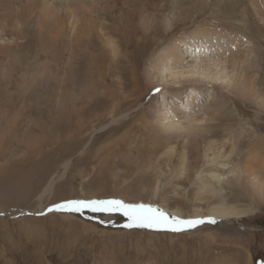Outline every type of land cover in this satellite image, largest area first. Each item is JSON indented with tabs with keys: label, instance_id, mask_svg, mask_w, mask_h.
I'll list each match as a JSON object with an SVG mask.
<instances>
[{
	"label": "rangeland",
	"instance_id": "374dc122",
	"mask_svg": "<svg viewBox=\"0 0 264 264\" xmlns=\"http://www.w3.org/2000/svg\"><path fill=\"white\" fill-rule=\"evenodd\" d=\"M210 142L243 174L224 199ZM76 198L250 211L178 233L47 212ZM0 212V264H264V0H0Z\"/></svg>",
	"mask_w": 264,
	"mask_h": 264
},
{
	"label": "snow or ice",
	"instance_id": "6c2138e0",
	"mask_svg": "<svg viewBox=\"0 0 264 264\" xmlns=\"http://www.w3.org/2000/svg\"><path fill=\"white\" fill-rule=\"evenodd\" d=\"M159 92L160 89H155ZM87 210L91 213H120L128 218L125 228H140L154 231L183 232L209 223L215 224L214 218H180L172 215L157 205L151 203H129L121 199H68L47 208V212H65L83 214ZM5 213L0 212V215ZM32 214V213H28ZM44 215L45 212L36 213Z\"/></svg>",
	"mask_w": 264,
	"mask_h": 264
},
{
	"label": "bare ground",
	"instance_id": "6f19581e",
	"mask_svg": "<svg viewBox=\"0 0 264 264\" xmlns=\"http://www.w3.org/2000/svg\"><path fill=\"white\" fill-rule=\"evenodd\" d=\"M92 5H93V3H91ZM65 5H66V9H67V12H68V3L65 1ZM255 9V8H254ZM256 10V9H255ZM55 11V10H54ZM77 11V10H76ZM96 11V10H95ZM60 12V11H59ZM78 12V11H77ZM78 14V13H77ZM255 14H257L258 15V9L256 10V13ZM69 16V15H68ZM72 16V15H71ZM50 18H52V17H50ZM64 18V17H63ZM67 18H69V17H67ZM73 18H74V16H73ZM58 21V20H57ZM56 23V22H55ZM59 24H61V23H59ZM58 24V25H59ZM65 24V23H64ZM73 25V24H72ZM60 26V25H59ZM62 26H63V24H62ZM67 26V25H66ZM243 27V29L245 28L246 29V24H243L242 25ZM56 27V26H55ZM72 27H74V26H72ZM60 28V27H59ZM69 28V27H68ZM262 29H263V27H261ZM61 29V28H60ZM66 29V28H65ZM50 30H51V28H50ZM53 30V29H52ZM62 30V29H61ZM87 30V31H86ZM92 30V29H91ZM93 31V30H92ZM92 31H89L88 29H85L84 30V32L82 33V35L80 34L79 35V37L77 38V37H71L70 36V34H69V41H67V43L69 44V50L70 51H68L70 54H72V60H73V63L75 62V60H74V56H73V53L75 54V52H73V43H75V42H77L78 41V39H82V40H84L85 42H89L90 44L91 43H93L92 42V39L93 38H91L92 37V35H91V33L93 34V32ZM58 32H59V30H58ZM63 32H66V31H64L63 30ZM74 32V31H73ZM103 32V31H102ZM50 33H52L51 31H50ZM49 33V34H50ZM55 32H53V34H54ZM57 35H58V33H57ZM56 35V33H55V36H57ZM59 36V35H58ZM74 36V35H73ZM83 36V37H82ZM55 40H56V37L54 38ZM49 42V41H48ZM52 42V41H51ZM47 43V42H46ZM71 43V44H70ZM88 43V44H89ZM107 43H108V46H111V48H112V46L114 45V43H113V41H111V40H109V41H107ZM199 44H198V46H201V42H198ZM47 45V44H46ZM193 45V44H192ZM195 45H197V44H195ZM57 46V45H56ZM78 46H79V44H78ZM81 46V45H80ZM84 46H86V45H84ZM189 46H191V44H189ZM77 47V46H76ZM87 47V46H86ZM89 47V46H88ZM87 47V48H88ZM222 47V44L221 43H219V45H215L214 44V51H215V54L216 53H221L222 51H223V48H221ZM80 48V47H79ZM82 48V47H81ZM84 50V49H83ZM87 50V49H86ZM184 50V46H182L181 44H179L178 45V48L176 49V51H175V53H174V56H173V58H175L176 60L178 59V57L179 56H181L183 53H182V51ZM45 51V50H44ZM65 51V50H64ZM64 53V52H63ZM68 53V54H69ZM113 53L115 54L116 53V50L115 49H113ZM218 56V55H217ZM70 58V57H69ZM71 60V59H70ZM69 60V61H70ZM68 62V61H67ZM77 62V61H76ZM217 63H219L218 61H217ZM220 64V63H219ZM72 65V64H71ZM63 66V65H62ZM66 66V65H65ZM176 74H175V76H181L182 78H184V77H187L186 79H188L190 76H191V74H189V73H187L186 75L187 76H185V72H182V71H178V72H175ZM59 81V80H58ZM64 81V80H63ZM201 82L202 83H206V79H204L203 78V80H201ZM72 110V109H71ZM201 129V128H200ZM196 130H198V129H196ZM199 131V130H198ZM202 131V130H201ZM200 131V132H201ZM203 133H207V135L208 134H211V132L210 131H207V132H204V131H202ZM198 133V132H197ZM196 133V134H197ZM195 134V135H196ZM198 134H200V133H198ZM214 134V133H213ZM201 136V135H200ZM215 136V135H214ZM197 137V136H196ZM212 137V136H211ZM202 138V137H201ZM203 138H204V135H203ZM206 138V137H205ZM199 140V139H198ZM205 141H207V140H205ZM214 143V144H213ZM215 144H216V142H210V144L209 145H207L208 146V149H207V151L208 152H212V153H210V154H214V156H213V158L211 159L210 158V154H208L207 153V155H206V157H207V159H208V161L211 159V161H212V163L209 165L210 167H211V169H214V171H212V170H209V172L211 171L212 173H210V180L208 179V181L207 182H205L203 185H204V187L205 188H208V187H210L211 189H214V196H215V200H219V197L220 198H222V199H224V195L222 194V193H216V190H218L217 188H221V186L222 185H224V184H226L227 183V181L229 182L230 181V178H233V177H235L234 178V182L235 183H237L238 185H239V183H240V180L242 179V177H243V174L241 175V174H237V172H239V170H236V171H230L231 173L230 174H228L227 176H225V174H222V173H218L217 171H221L222 170V168L224 167V165H226V164H228V163H226V161L228 162V159H230L231 158V155H228V154H226V153H223L222 151H221V148L222 147H224V146H226V144L227 143H221L222 145H221V147H216L215 146ZM198 148V147H197ZM170 151H172L173 150V148H171V149H169ZM170 151L169 152H167V153H165V154H167V155H170L171 153H170ZM195 151V150H194ZM232 151H233V149L231 150V153H232ZM260 152V151H259ZM173 153V152H172ZM257 153H258V151H257ZM257 153H256V155H257ZM262 153V152H261ZM196 155V154H195ZM233 155V154H232ZM253 156V155H252ZM184 157V156H183ZM257 157V156H256ZM186 158V157H185ZM248 158H251V156L250 157H248ZM184 160V159H183ZM186 160V159H185ZM232 160V159H231ZM240 160V159H239ZM250 160V159H249ZM253 160V159H252ZM252 160H250V161H252ZM223 161H225V163L226 164H223V163H221V162H223ZM230 161V160H229ZM186 162V161H185ZM210 162V161H209ZM208 162V163H209ZM249 161H247V163H248ZM252 163V162H251ZM219 166V167H218ZM210 167H209V169H210ZM248 167V166H247ZM252 167V166H251ZM218 168H219V170H218ZM236 169H237V167H235ZM239 168V167H238ZM224 169V168H223ZM245 169V168H244ZM247 170H244V173L245 174H250L251 172H252V169L251 168H246ZM254 169V168H253ZM183 170V169H182ZM225 170V169H224ZM180 172H181V170H180ZM243 172V171H242ZM238 175V176H237ZM213 181V182H212ZM221 200V199H220ZM224 201V200H223ZM250 210H248V209H240V208H237V207H235V206H233V205H230V204H228V203H221V204H218V205H216L210 212H209V215H210V217L211 218H214V219H219V220H231V219H244L247 215H248V212H249ZM176 214L178 213L177 211L175 212ZM178 214H180V213H178Z\"/></svg>",
	"mask_w": 264,
	"mask_h": 264
}]
</instances>
